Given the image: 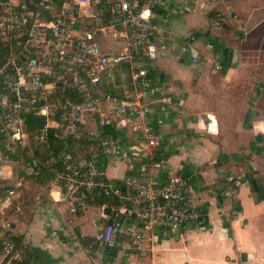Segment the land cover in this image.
<instances>
[{"label":"crops","instance_id":"obj_1","mask_svg":"<svg viewBox=\"0 0 264 264\" xmlns=\"http://www.w3.org/2000/svg\"><path fill=\"white\" fill-rule=\"evenodd\" d=\"M156 9V56L140 99L146 114L131 121L152 126L159 142L148 155L124 163L125 174H137L143 165L156 179L188 175L193 204L205 219L179 232L155 227L139 246L120 232L111 249H100L99 263L91 249V256L82 250L88 249V232H77L75 245L54 233L66 209L51 178L33 180L38 190L31 195L21 186L28 175L23 165L20 176L1 166L10 202L21 205L0 225L19 238L29 264H264V0H160ZM190 34L195 62L184 49ZM123 79L105 89L129 90ZM126 122L119 136L126 144L142 141ZM110 161L116 160H107L105 169ZM100 213L93 204L70 224L88 223L94 232L104 220Z\"/></svg>","mask_w":264,"mask_h":264},{"label":"built area","instance_id":"obj_2","mask_svg":"<svg viewBox=\"0 0 264 264\" xmlns=\"http://www.w3.org/2000/svg\"><path fill=\"white\" fill-rule=\"evenodd\" d=\"M159 2L0 0V41L7 48L0 63L3 145H24L26 114L41 120L34 135L39 145L47 142L49 128L63 139L92 138L61 153L62 167H53L51 183L57 186L68 224L91 205L100 208L105 221L86 241L99 263L103 260L100 249H111L120 232L139 246L150 239L155 227L179 232L205 219L193 204L189 176L182 172L156 179L140 165L137 174L119 178L106 174L107 160L126 153L148 155L159 142L152 126L131 121L146 114L140 99L150 81L149 61L156 56L158 36L151 12ZM215 16L220 18V12ZM192 38L187 36L184 49L195 62L198 53L189 42ZM123 78L129 90L123 88L118 94L101 90L117 87L118 81L125 82ZM126 121L133 131L139 130L142 141L126 144L119 136ZM106 125L117 133L102 134ZM100 153L106 160L97 159ZM23 167L31 170L28 162ZM4 175L0 167V178ZM11 196L9 191L0 197V209ZM1 248L3 264L22 263L23 249L11 240L2 241Z\"/></svg>","mask_w":264,"mask_h":264},{"label":"trees","instance_id":"obj_3","mask_svg":"<svg viewBox=\"0 0 264 264\" xmlns=\"http://www.w3.org/2000/svg\"><path fill=\"white\" fill-rule=\"evenodd\" d=\"M36 0H34L35 2ZM55 1H60V0H55ZM101 1V0H100ZM153 11L157 10L156 5L152 7ZM7 48L6 46L0 41V63L3 61L2 58L6 55ZM221 54L224 56L222 60V64L226 65L227 62V55H228V50L225 49L224 47L221 49ZM149 70L147 71V77L150 78ZM106 86L101 89L102 91H108L105 89ZM41 121L38 118H33L31 114H26L25 115V124H26V130H27V135L28 138L30 139L31 142L29 144L31 145V153L26 154L24 153L23 159L28 162V164L31 166V170L28 171V175H39V174H45L46 178L49 179L53 175V167H62V156L61 153L65 151L68 146L72 144H87V142L92 140V138H73V137H67L65 139L57 137L55 134H53V129L49 128L48 129V135H47V142L44 145H39L36 143L34 139L35 131H36V126ZM117 133L116 130L113 129L112 126H104L102 129V134H107V135H115ZM0 142L3 145V135L0 133ZM4 146V145H3ZM79 149V146H78ZM6 151L5 149H3ZM10 155V154H9ZM87 153H83V156H87ZM97 159L99 161H104L106 160V157L103 154H98ZM10 189V185L5 184V182L0 183V197L4 196L7 194ZM104 222V220H103ZM4 240H11L15 246H19L20 248L23 249V261L21 264H29L28 256H27V250L25 247H21V243L18 237L11 235L7 233L2 240H0V253H1V246H2V241Z\"/></svg>","mask_w":264,"mask_h":264},{"label":"rangeland","instance_id":"obj_4","mask_svg":"<svg viewBox=\"0 0 264 264\" xmlns=\"http://www.w3.org/2000/svg\"><path fill=\"white\" fill-rule=\"evenodd\" d=\"M123 130V128L121 129ZM30 139L28 138V135H26L24 137V145L22 147H20L19 145H13V147H8L5 148L1 142H0V167H5L6 169H11L12 171H14L13 169H17V173L18 176H20V174H22V165L24 162H26L23 158L24 153L29 154L31 153V145L29 144ZM3 149H5L6 151H4ZM10 154V155H9ZM131 160H133V157L131 155H128V153H126V155L121 156L120 158L116 159L115 162L110 161L108 164V167L106 169V174L108 176H120L121 174H125L128 173V170L124 168V163L126 165V163L129 165ZM25 175V174H24ZM46 175L45 174H39V175H25L23 178H21V182H22V189H27V193L33 195L36 190L35 187H33L32 182L33 180L37 179L40 181H46L48 179H45ZM31 181V182H30ZM5 182L4 179L0 178V183ZM6 183V182H5ZM12 199V198H11ZM15 205H21L20 203H16V202H10L8 205H6L5 207L0 209V224H4L7 222V218H9V215L12 212V209L15 208ZM22 207V206H21ZM20 209V208H19ZM20 211V210H19ZM22 214H24V212H20L19 215L22 216ZM67 212L65 210L62 211V214L57 218L58 223L61 221V223H63V225L61 226V228L59 227L58 229H60V231L56 228L54 229V233H63L64 237L66 238L67 241H69L72 245H75V241L77 240L78 234L77 232H83L85 231V233L88 232V234H92L93 230L91 228H86L87 224L84 226H76L75 223L72 224H68L64 218L67 217ZM76 227V228H75ZM67 228V229H66ZM87 230V231H86ZM89 230V231H88ZM8 233V230L6 229V227H2L0 225V240H2V238ZM74 241V243H73ZM85 253L88 254V256H91V250L84 248L82 249Z\"/></svg>","mask_w":264,"mask_h":264},{"label":"clouds","instance_id":"obj_5","mask_svg":"<svg viewBox=\"0 0 264 264\" xmlns=\"http://www.w3.org/2000/svg\"><path fill=\"white\" fill-rule=\"evenodd\" d=\"M148 15H149V12H147V11H145V12L143 13V16H144L145 18H147Z\"/></svg>","mask_w":264,"mask_h":264},{"label":"water","instance_id":"obj_6","mask_svg":"<svg viewBox=\"0 0 264 264\" xmlns=\"http://www.w3.org/2000/svg\"><path fill=\"white\" fill-rule=\"evenodd\" d=\"M158 76H159V79L161 80L162 73L159 72Z\"/></svg>","mask_w":264,"mask_h":264}]
</instances>
